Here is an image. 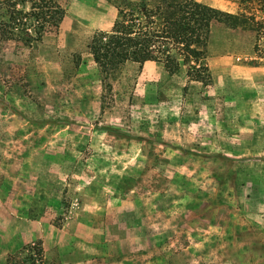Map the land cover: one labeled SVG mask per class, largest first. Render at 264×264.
Returning a JSON list of instances; mask_svg holds the SVG:
<instances>
[{
  "label": "rangeland",
  "instance_id": "374dc122",
  "mask_svg": "<svg viewBox=\"0 0 264 264\" xmlns=\"http://www.w3.org/2000/svg\"><path fill=\"white\" fill-rule=\"evenodd\" d=\"M59 1L38 45L0 39V264H264V37L215 22L210 84L128 61L110 90L113 0Z\"/></svg>",
  "mask_w": 264,
  "mask_h": 264
},
{
  "label": "trees",
  "instance_id": "16d2710c",
  "mask_svg": "<svg viewBox=\"0 0 264 264\" xmlns=\"http://www.w3.org/2000/svg\"><path fill=\"white\" fill-rule=\"evenodd\" d=\"M259 1L264 8V0ZM113 2L118 12L112 28L97 31L88 45L103 84L110 90V78L128 61H156L169 74L186 66L190 80L210 84L206 59L215 22L253 31L257 41L254 50L264 37V21L253 13H231L199 0ZM65 16L59 0H0V39L34 47L46 34L58 32ZM15 257L10 255L6 264H14Z\"/></svg>",
  "mask_w": 264,
  "mask_h": 264
},
{
  "label": "crops",
  "instance_id": "0c3cea01",
  "mask_svg": "<svg viewBox=\"0 0 264 264\" xmlns=\"http://www.w3.org/2000/svg\"><path fill=\"white\" fill-rule=\"evenodd\" d=\"M143 66H144V68H146V70H151V72H153V70L156 68L157 69V70H155L156 76H159V74H162L165 70L162 63L152 61V60H148V61L144 62ZM159 66H161V69Z\"/></svg>",
  "mask_w": 264,
  "mask_h": 264
}]
</instances>
